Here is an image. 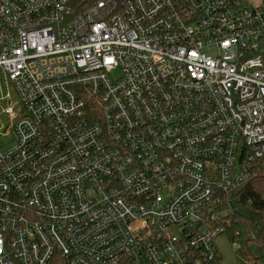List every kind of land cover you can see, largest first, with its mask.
<instances>
[{
	"label": "built area",
	"instance_id": "2783aa9c",
	"mask_svg": "<svg viewBox=\"0 0 264 264\" xmlns=\"http://www.w3.org/2000/svg\"><path fill=\"white\" fill-rule=\"evenodd\" d=\"M0 74V264H220L264 0H0Z\"/></svg>",
	"mask_w": 264,
	"mask_h": 264
},
{
	"label": "trees",
	"instance_id": "16d2710c",
	"mask_svg": "<svg viewBox=\"0 0 264 264\" xmlns=\"http://www.w3.org/2000/svg\"><path fill=\"white\" fill-rule=\"evenodd\" d=\"M223 198L232 215L225 236L236 264H264V163L255 177Z\"/></svg>",
	"mask_w": 264,
	"mask_h": 264
},
{
	"label": "rangeland",
	"instance_id": "374dc122",
	"mask_svg": "<svg viewBox=\"0 0 264 264\" xmlns=\"http://www.w3.org/2000/svg\"><path fill=\"white\" fill-rule=\"evenodd\" d=\"M113 73L114 75H116L115 72ZM0 91L3 93L6 92V87L4 85V81L1 74H0ZM11 96L13 103L17 104L18 103L17 96H15L12 92H11ZM1 125L2 124L0 123V128ZM14 143H15V137L13 134L6 135L3 132H0V152L10 149L14 145ZM214 243L221 257L220 264H236L233 254L234 246L229 244L227 237L225 235L218 237Z\"/></svg>",
	"mask_w": 264,
	"mask_h": 264
}]
</instances>
